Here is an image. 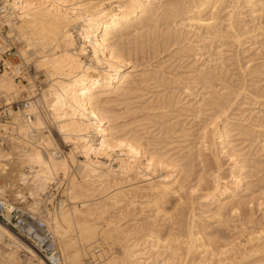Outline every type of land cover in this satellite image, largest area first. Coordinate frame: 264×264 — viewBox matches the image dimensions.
Masks as SVG:
<instances>
[{"label":"bare ground","instance_id":"bare-ground-1","mask_svg":"<svg viewBox=\"0 0 264 264\" xmlns=\"http://www.w3.org/2000/svg\"><path fill=\"white\" fill-rule=\"evenodd\" d=\"M2 1L5 3L4 5L9 8L13 20L8 26L9 29L6 33H10L7 35L14 36L16 41L23 38L26 39V54L32 56L36 53L37 46H41V48H44V50L46 49V51L48 50V52L56 47H58V51H60L59 54L57 51L51 54L48 52L43 54V50L42 59L39 57L42 62L49 61L51 67L49 68L51 70L48 68V73L51 77L53 75L55 76H53L52 79L49 78L51 81L48 80L49 87L45 88L47 90L43 94L44 101H41L42 103L39 102L35 107L30 105V109L27 110L30 115L29 118H24L25 120L23 123L26 126L22 124L20 127L24 130L22 131L20 129L23 132L22 135H27L31 130L41 128L43 125H46L44 128L47 130V121L49 119L50 122H54V125H57V134L63 141L73 145L72 151L76 152L77 150H83L84 152V160L82 159L83 161L79 160V162H77L78 169L76 167L77 172L75 173L76 175L78 174L79 177L76 176L77 178L74 179L75 175H72L73 178L70 177L69 187H67V200L72 204L70 207L71 211L69 210L70 213L66 212L68 210H63L65 209L64 207L61 210L58 209L59 211L56 213V216L54 215V221L49 229L56 234L59 233V236L61 234L67 235L66 229L68 228H65L66 225L64 226L63 223L68 226V224L74 222L73 224L77 228L75 234L78 233V242L84 244V246L90 244L93 246L92 243L99 239H96V235L99 236V234L102 233L100 238L103 237L107 239L108 242L110 241L108 245L113 244V248L111 245L110 247L115 250L113 251L110 248L112 251L110 250L108 253L112 252V255H106V258L100 255V258L94 251L97 245L95 242V246L92 247L91 250L94 251V255L102 259L101 264H264V224L258 223L259 226L257 224L255 230L248 228L245 224V221H249V223L251 221V216L248 215L249 213L246 214V212L249 211L248 209L246 211V208L249 207L248 204L251 200H255L256 198V201L258 200L259 202L260 198L264 197V186H258L260 183L263 185L264 176L263 179L260 178L259 181H255L256 183L254 180V183L244 182L245 185L242 187L244 178L241 176L244 173L241 174L240 172H242L241 170L242 168L244 169V164L248 161L245 159L246 162L244 164L240 162L241 165H238L240 151L238 152L239 154H237L230 148L227 150L230 141L232 142V140L227 138V134L232 135L231 132H234L233 134L239 135V137L241 135H245V137L249 136L248 134L253 132L251 126L249 127L251 123H248L249 125L247 126V123L244 122L248 119L253 121V119L245 115L249 118H247V120L245 118L243 124H240L237 120V123H233L236 118L232 114L233 119L235 118L232 123L227 121L228 119L232 121V118H229L228 115L226 116L228 119L226 118L225 124L222 123L223 126H221V128L216 124V121L227 114L236 95L240 91L245 90V87L239 84L240 82L238 83L240 87L238 86L239 88L234 90L231 88V85H228L229 80H227L228 83L224 81V84H222L220 88L221 92L219 88H217L218 85H216V81H218V83L219 81L223 82V80L219 79V75L223 73L225 75L226 72L224 68L225 65H222L220 61V63L217 62L218 57L216 53L218 47L221 45L217 42H219L220 39L224 38L221 40L224 41L225 38H227V40L229 39L230 41H228V44L231 46L232 41L237 42V40H240H233L232 38H239L244 35V33H247L246 31L249 29L246 28L247 30L245 29L246 31H244L243 27L246 26L244 24L247 21L245 23L242 21L243 24L240 21L241 18L240 20L238 18L242 17L239 16L240 13L238 12L240 9L237 4L239 0H96L97 2L95 1L93 4V0H83L82 2H86L82 4L81 2L80 4L77 2L78 5L75 0H72L77 6H74L71 2L69 4L68 2L70 0ZM241 4H243L242 7H250L248 11L250 13L248 14L250 15L249 22L252 23V25L250 24V30L256 27L261 30V32L258 30V34L253 33L255 34L253 37L254 39H256L257 36L261 37L259 41H261L260 45L262 49L260 50L263 51L261 52V63L257 66L253 65L249 68L250 73H246L250 75L251 73H257L263 76L264 79V0H243ZM235 9H238V11ZM179 16V19L183 18L184 20L179 24L177 23L178 25L173 24L174 19ZM243 18L244 17H242V20ZM257 18L259 22L254 23L255 19V21H258ZM162 19L167 21L166 24L170 22V25H175L176 28L169 29L166 26V30H161L159 25H161ZM162 24L164 25V23ZM247 25H249V23H247ZM186 26H189L191 30L192 27L197 28L196 32L193 30L194 35L190 33L193 39L195 37V40L192 39L195 43L192 45L193 41L191 39V41L186 39L187 42L185 40L183 46H181L179 50L177 49L176 52L177 54L179 53L180 58L185 56L189 58L190 53H192L191 55L193 57L197 54H195L196 50L199 53L201 50L205 51L206 49V56H204L205 54L203 53V56H200L201 52L198 55L201 58L206 57L205 59L203 58L204 60L198 57L199 61L202 60L200 65H195L196 55L193 63L195 66L190 65V67L188 65V68H186V65L183 69L187 70L182 69L183 74H181V71L178 69L180 71L179 74L176 73L178 71H174L176 74L174 73L173 77H166L171 69L165 70V73L161 71V69H163L161 65L164 67L165 62L164 60H160L162 62L158 61L154 64L156 70H151L149 67L152 66L150 65L146 67V70L149 68L151 71H146L148 73L145 71L140 73L141 68L139 70L140 75L137 73L138 77L135 78V73L133 74L134 77H132V73L138 71L136 67L144 63L146 65L149 60L151 61L152 59H156L157 61L158 55L161 57L171 45H179L180 39H178V37L183 35L182 33L185 34V37L188 34L187 31H181L182 29L180 28H185ZM185 29H187V27ZM179 30L182 32L180 36ZM191 30L189 29L188 31L191 32ZM189 36L190 35L186 38H189ZM181 37V41L183 42L184 37ZM249 38L251 37L249 36ZM227 40L224 43H220L226 46ZM75 42H77V46ZM241 42L236 44L240 45ZM243 44L244 41L242 45ZM251 44H253V42H251ZM211 46L213 50L217 49L215 50L216 53L210 52ZM234 46L236 45L234 44ZM164 50L165 52H163ZM213 55L216 56L214 57ZM258 55L260 54L258 53ZM81 57H85V60H81ZM21 58L24 59L22 56ZM253 58H255V56ZM169 59H171V57ZM191 61H193V59ZM249 64H247V66H249ZM147 65H149V63ZM32 66V63H30L29 67L32 68ZM141 67L144 69V66ZM158 67L161 68L159 69ZM229 67L230 66L226 69L229 70ZM242 67L245 68L246 66L242 65ZM222 68L224 70H222ZM166 71L169 72L166 73ZM227 73L231 72L227 71ZM164 74H166V76ZM224 75H222V79L227 76ZM48 76L46 75V79H48ZM141 76L144 77L141 78ZM10 79L5 73L0 75V94H2L5 99L11 98L8 94L14 93L11 91L16 87V83L13 84ZM52 80L54 82H52ZM143 82L144 84L149 82L156 90L152 91L153 87H150L152 91H150V94V92H148L149 89L143 88L144 84L140 87V83ZM198 82L201 83L203 92L200 93L201 97L200 99L198 98L199 101L193 102L196 104L193 107V112L195 115L209 112L206 120L209 119L210 121L207 124L203 123L204 125L201 123V128L196 127L199 128V130H195L197 131V137L195 138L193 136L195 139L193 141L191 140L187 146L183 147L185 148V152H182L181 150L183 148L178 146V143H176L175 146L172 145V140L176 139V141H178V138L187 137L189 134L185 133L186 130L180 126L181 124H178L179 122L176 123L174 120V123L170 121L171 123L167 124V122L172 119V117L174 119L177 113L176 107V113H172L174 109L172 110L171 108L182 103L184 100L182 99L181 101L177 93L180 92L182 94L183 92H191L192 89L189 88H192V85L196 87L197 84L194 83ZM149 83L147 86H149ZM234 85L237 86L236 84ZM247 87L248 86H246V88ZM186 90L188 91L186 92ZM252 91L253 90H251L250 93H252ZM255 91L256 90H254L253 93ZM148 93L150 95H148ZM250 93L248 92L246 94L249 95ZM258 93L260 92L256 94ZM256 94L255 96H257ZM12 95L16 96V94ZM258 95L260 98H264V94L260 93ZM238 97L240 98V96ZM136 99L139 100L134 101ZM191 100L192 99L189 101L188 99L189 102H191ZM237 101L240 102V100ZM32 102L30 101L29 104ZM189 102H185V104ZM193 103L191 102L189 104ZM242 104L244 105L243 102ZM255 104H257V101ZM245 106L242 107L244 108ZM188 108L191 107H189V105L188 107L182 105L180 110L187 111ZM246 109H248V107ZM179 112L178 115H180ZM182 113L183 112H181V114ZM245 113L243 112V114ZM249 113L250 112H248V114ZM241 114L239 115L241 116ZM32 116H35L33 122L31 119ZM178 117L180 118V116ZM253 117H256L257 120L261 115L259 117L258 115ZM243 120L244 119H242V121ZM199 122H196L197 124L194 122L196 124L195 126H197ZM251 125L253 128L254 126L260 127V131H262L264 137V125L261 123ZM195 126L194 129H196ZM255 133L253 132L252 134ZM260 135L261 134H259V136ZM251 137L254 138V136ZM46 138L49 139L48 137ZM46 138L44 137V139ZM189 138L191 139L192 137ZM245 139L247 140V138ZM181 141L180 138L179 142ZM253 143H255V141ZM259 143H261V140ZM57 144H59L58 141ZM170 144L173 147L169 146ZM43 145L44 144H42V147ZM183 145L184 144H182V146ZM261 146L260 149H263L264 152L263 142ZM57 147L58 145L54 142V145L46 149L36 148L30 151H28L29 149L23 151L26 152V157L34 163L33 165L36 167V169H34L35 176L40 182L50 183L53 180L51 178L53 171L62 170L61 173L63 172V175L65 172H68L70 163L68 162L67 156H65V158L63 157L64 153H61L58 157H55L57 156L55 155L56 152L54 151V153L52 149ZM177 148H180V150L176 151L175 149ZM219 149L220 151H224V153L227 150L226 152L228 154H226V156L223 153L228 157L229 162L227 166L228 171L225 176L222 175L224 172V170L221 172L223 165H220V158L217 155ZM203 150L208 151V155L202 153ZM72 155L69 159L70 161L72 160L71 158L75 157V154L74 157H72ZM59 156L63 158H59ZM219 156L222 157L220 153ZM253 160H256V158ZM241 161H243V159ZM252 162L253 169L261 167L259 170L257 169V171H261V169L264 170V160ZM77 163L74 164L76 165ZM192 165L194 167H199L197 180L192 185L189 183V187L181 192V189L184 188V184L182 183L185 181L186 176H188L185 173L188 172L186 170V172L184 171L185 173H183V170L177 167L189 166L192 170ZM250 167L251 166L248 168ZM185 169H188V167ZM181 170L183 175L179 177L178 181H175L178 187L176 188L173 186L172 176L173 174L178 176ZM191 170L189 169V173L194 171ZM195 170H197V168H195ZM160 171L162 173H160ZM157 172L158 174H155ZM250 172L252 173V171ZM250 172L249 174H251ZM68 173H66L67 176ZM154 174L157 175L156 177H158V180L149 181L151 178L148 176ZM247 177L248 176H246V178ZM141 181H146L145 185L143 184V186H141ZM126 182H128L129 187L127 185L125 187ZM256 190L260 192L259 195L257 193L254 195ZM242 191L243 193L245 192V194L241 193ZM179 193L181 195H179ZM175 195L178 198L172 201ZM186 196L189 198L191 197V200L186 201L188 202V207L185 206L187 207V211L184 210L186 212V219L184 216V220L183 214L185 215V212L182 210L185 207L183 204V209L181 208L182 201L180 202V200L183 199L184 203L185 199H187ZM194 196L196 198H194ZM197 200L200 203L199 205L204 204L207 208L210 207L208 210L201 212L202 214L210 212L208 213L209 215L206 214L207 217L204 215L203 218H201L198 215L201 219H195L197 218V214L195 213V201ZM138 202L139 204L140 202H145L144 204H146V206L150 205L149 207L153 208L151 211L155 213H142L141 216H144L142 217L144 221L133 222V227L130 225L132 223H125L126 225L119 223L124 216L123 211H121L122 208H127L128 206L136 207ZM185 205L187 204L185 203ZM249 205H252V203ZM142 206L143 205L140 206L141 210L143 207L146 208ZM260 206L261 205H259V208ZM116 209L117 211L119 210V214H115L116 216H114L112 213H117L113 211ZM136 211H138V209ZM124 212L127 213L126 210ZM157 213H161L163 221L161 223L159 222L160 227L157 229L154 227L155 230H153L151 227H153L154 223L152 224V222L156 219ZM154 216H156L155 219ZM262 216H264V214ZM60 218L62 219L61 221H63L62 224ZM127 218L128 217H126V219ZM71 219H73V221ZM241 220H243L240 222L241 225H239L241 227H238L239 229L236 233H231L230 228L231 230L237 229V224L235 225L234 223ZM62 226H64L63 229ZM243 226L250 229L249 231L251 232H247L248 234L243 232L241 234L242 237L244 234L247 235L239 239L240 231L244 229ZM99 227H101V232L97 230ZM19 229H22L21 232L24 234H29L31 232L29 225L26 228L21 226ZM70 229L68 232H72ZM98 231L99 234H97ZM142 231H146V233L141 235V233H143ZM235 231L236 230H234V232ZM52 232L44 227L43 224L42 227L36 229L34 236L30 237L34 242L33 245L37 247L35 250L38 251L39 249V251L41 250V252H43V255H41L48 264H80L81 254L78 246L69 250V253L64 251L66 250V243L63 241V244H65V247L64 245L63 247L65 249L62 248V244L58 247L56 245V239L53 238L55 234ZM235 234L237 235L234 236ZM39 235L40 238L45 241L44 244L39 245V242L37 243ZM103 238H101V240ZM63 239H61V243ZM235 239H239V241H237L238 244ZM42 240L39 241L41 242ZM140 240H142V242ZM5 241L8 243L11 241L14 242L12 234H10L4 225L0 224V243ZM15 244L17 245L16 242ZM3 245L6 244L3 243ZM99 246L97 245L98 248ZM86 247L88 246H85V249H87ZM68 248L69 247H67V250ZM87 251L89 252V250ZM104 253H106V251ZM90 255L91 258H95V256H92V253H90ZM257 255L258 257H255ZM253 256L255 257L254 259L247 260Z\"/></svg>","mask_w":264,"mask_h":264},{"label":"rangeland","instance_id":"rangeland-1","mask_svg":"<svg viewBox=\"0 0 264 264\" xmlns=\"http://www.w3.org/2000/svg\"><path fill=\"white\" fill-rule=\"evenodd\" d=\"M83 0H75V2H76V4L78 5V3L80 4V2H81V4L82 3H84V2H86V1H84V2H82ZM96 0H93L92 1V4L95 2ZM70 2H71V4H73L74 6H77L76 4H75V2L73 1L72 2V0H70L68 3L70 4ZM78 2V3H77ZM97 2V1H96ZM241 3H243V0H239L238 1V5H239V11H238V9L236 10V11H238L240 14H239V16H242V17H244L243 18V20H242V17H238L239 18V20H240V18H241V22L242 21H244V25H246V26H244L243 27V29H244V31H246L248 28V30L246 31L247 33H244V35H242V36H240L239 38L237 37V38H232L233 40H237V39H240L239 41L237 40V42L236 41H234V42H236V43H239V42H241L240 43V45L238 44H236V43H234L233 41L231 42V46L228 44L230 41H229V39L227 40V38H225V40L224 41H221V40H223V39H220V41L219 42H217V43H219V47H218V51H217V53H216V51L215 50H217V49H215V50H213L212 49V46H211V50H210V52L211 53H216V55H217V57H218V60H217V62H221L222 63V65H225V70H226V72H225V75H224V73L223 74H221V75H219V79H221V80H223V82H220L219 81V83H218V81H216L217 82V84L216 85H218V87L217 88H219V90H220V88H221V86H222V84H224V81H227V80H229V84L228 85H231V88H233L234 90H237L239 87H240V85L242 86V87H245V90H242V91H240L237 95H236V97L234 98V102L232 101V106H231V108L228 110V112H227V114L225 115V116H222L218 121H216V124H217V126L218 127H220L221 128V126H223V124H225V120H226V118L228 119V117H226V116H228L229 115V118H232V121H231V119H228L227 121L229 122L230 121V123H232L233 122V120H234V122L233 123H237V122H239L240 124H243V122L245 121V118H246V120H247V118H249V117H246V116H250V118L251 119H253V121L251 120L250 121V119H248L246 122H244V123H247V126L251 123V124H256V123H258V124H262V125H264V121H263V119H264V98H260L259 97V95L258 94H264V79H263V76H261V75H259V74H257V73H251V75L249 74L250 73V69L249 68H251L253 65L254 66H257L258 64H260L261 63V61H262V58H261V52H263L262 50H260V49H262L261 48V45H260V42L261 41H259V40H261V37H259V36H257V38L256 39H254V37H253V35H255V34H253V33H256V34H258L259 32H261V30H259V29H257V27L255 28V29H251L250 30V28H251V25H252V23H250L249 22V20H250V15H248V14H250L248 11H249V9H250V7L248 8V6H244V7H242L243 6V4H241ZM240 4H241V6H240ZM242 9V10H241ZM244 14H245V16H244ZM248 15V16H247ZM180 16H182V15H180ZM180 16L179 17H177V18H175L174 19V23L173 24H175V25H178L180 22H182V20H184L183 18H181V19H179L180 18ZM249 18V19H248ZM179 21H178V20ZM248 19V20H247ZM261 19V18H260ZM181 20V21H180ZM256 20V19H255ZM254 20V23H257V22H259V20H258V18H257V20L258 21H255ZM162 21V22H161ZM160 22H161V25H159L160 26V29L161 30H166L167 28H169V29H175L176 28V26L175 25H170L171 23L170 22H168L169 24H166L167 23V21H164V19H162ZM159 22V23H160ZM176 22V23H175ZM162 23H164V25L162 24ZM178 23V24H177ZM224 23V22H223ZM226 23V22H225ZM247 23H249V25H247ZM166 24V25H165ZM251 24V25H250ZM168 25H170V26H168ZM166 26H167V28H166ZM249 26V27H248ZM162 27H165V28H162ZM187 27V29H185ZM185 28H180V29H182L181 31H183L184 30V32L185 31H187L188 32V34L186 35V37H188V35H190L189 36V38H186L184 35V33H182L180 30H179V36L181 35L180 33H182L183 35H181V36H183L184 37V41L182 42L181 40V36L180 37H178V39H180V43H179V45L178 44H173V45H171L167 50H166V52H165V50L163 51V52H165L161 57H159V55H158V59H157V61H156V59H152L151 61L149 60V65H145V63L144 64H141V66H144V69H143V67H141V66H138V67H136V69H138V71H135V72H131L132 73V77H134V75L133 74H135L136 76H135V78L136 77H138L137 76V73H138V75H140V73H142V72H146V71H149L150 69L151 70H156V66L154 65L155 63H157L158 61H160V60H164V62H165V66L163 67V65H161V67L164 69V68H166V69H161V71H163L164 73H165V70H170V72L169 71H166V73L167 72H169V73H167V76H166V74H164L166 77H173L174 76V71H178V72H176L177 74H179V72L181 71V74H183V70H187V69H183L184 67H186V65H187V67L186 68H188V65L190 66V65H192V66H198V65H200V63H201V61L202 60H204L205 58L204 57H200V56H203V54H205L206 53V49H205V51H203V50H201L200 52H201V54H200V56H198L199 55V53H198V51L196 50V52H195V54L197 55H195L196 56V59H195V56H193L192 57V53H190L189 54V58H188V56H187V58H186V56L185 57H182V58H180V55H179V53L177 54V49L179 50L180 48H181V46H183V44H184V42H185V40L187 39V40H192L193 39V36H191L192 34L194 35V32H193V30L196 32V27H192V30H191V28L189 27V26H186ZM189 27V28H188ZM247 28V29H246ZM177 29H178V27H177ZM191 30V32H189L188 30ZM246 29V30H245ZM258 30H259V32H258ZM253 31V32H252ZM19 32V31H18ZM252 32V33H251ZM190 33H192V34H190ZM244 36V37H243ZM249 36L251 37V38H249ZM243 37V38H242ZM245 38V39H244ZM0 39L2 40L3 38H1L0 37ZM244 39V40H243ZM254 39V40H253ZM18 40V39H17ZM24 40V41H23ZM187 40H186V42H187ZM190 40V41H191ZM193 40H195V37H194V39ZM192 40V41H193ZM226 40H227V45L225 46H223L222 45V43H224V42H226ZM231 40V39H230ZM259 41V43H258V41ZM229 41V42H228ZM243 41H244V44L242 45V43H243ZM256 41V42H255ZM1 42V41H0ZM25 42H27L26 41V39L25 38H23V39H19L18 40V43H16L15 45H16V47H17V49H18V51H19V53H20V56H22V57H24V61L25 62H30V63H32V70L30 71V73H29V76L28 77H26L25 78V80H19V79H10V80H12V82H13V84H15L16 85V87L11 91V92H14V93H11V94H8L9 95V97H11V98H9V99H12L13 101H20V100H24V99H29V102L31 101H33L31 104H29V109H30V105H32V106H36L39 102L40 103H42L41 101H44V99H43V94H44V92L47 90V89H45V88H48L49 87V81H51V80H49V78L50 79H52V77L53 76H55V75H53L52 77L49 75V73H48V68L50 67V64H49V61H44V62H42L41 61V59H42V57L41 56H43L42 55V53H43V50H44V48H41V46H37L36 48H37V51H36V53H34L32 56H30V55H28V54H26L25 52H26V50H27V44L25 43ZM189 42V41H188ZM220 42H222V43H220ZM251 42H253V44H251ZM181 43H182V45H181ZM193 43H195L194 41L192 42V45H193ZM232 43H234L236 46H234V44H232ZM254 43H255V45H254ZM258 43V44H257ZM75 44H76V46L78 45L77 44V42H75ZM199 44V43H198ZM218 45V44H217ZM259 45V46H258ZM173 46H174V48H173ZM223 46V47H222ZM230 46V47H229ZM234 46V47H233ZM245 46V47H244ZM236 47V48H235ZM249 47H250V49H249ZM259 47V48H258ZM221 49V50H220ZM59 49H58V47H56L55 49H52V50H49V52H48V50L46 51V49L44 50V53L43 54H46L47 52L49 53V54H51V53H53V52H56L57 51V53L59 54V52L60 51H58ZM207 50H209V49H207ZM213 50V51H212ZM233 50V51H232ZM40 51V52H39ZM234 51H236V52H234ZM244 51V52H243ZM230 52V53H229ZM241 52V53H240ZM247 52V53H246ZM56 53V54H57ZM173 55H172V54ZM175 53H176V55H175ZM203 53V54H202ZM232 53V54H231ZM253 53V54H252ZM258 53L260 54V55H258ZM219 54V55H218ZM252 54V55H251ZM40 55V56H39ZM171 55V56H170ZM179 55V56H178ZM216 55H213L214 57L216 56ZM222 55V56H221ZM234 55V56H233ZM204 56H206V54L204 55ZM219 56H221V57H219ZM251 56V57H250ZM255 56V58H253ZM257 56V57H256ZM41 59H40V58ZM49 57H53V56H49ZM48 57V58H49ZM171 57V59H169V58ZM198 57H200L202 60H200L199 61V58ZM235 57V58H234ZM173 58V59H172ZM204 58V59H203ZM225 58V59H224ZM249 58V59H248ZM49 59H51V58H49ZM167 59V60H166ZM183 59V60H182ZM193 59V61H191ZM194 59H195V65L193 64L194 63ZM219 59H221V60H219ZM81 60H85V57H81ZM167 62H166V61ZM182 62H181V61ZM185 60V61H184ZM187 60V61H186ZM228 62H227V61ZM261 60V61H260ZM41 61V62H40ZM223 61V62H222ZM236 61V62H235ZM260 61V62H259ZM46 62V63H45ZM160 62H162V61H160ZM181 62V63H180ZM187 62V63H186ZM219 62V63H220ZM230 62V63H229ZM248 62V63H247ZM11 63L12 64H14V62H13V60H11ZM39 63V64H38ZM43 63V64H42ZM45 63V64H44ZM48 63V64H47ZM189 63V64H188ZM240 63V64H239ZM249 63H251V64H249ZM41 64V65H40ZM164 64V63H163ZM235 64V65H234ZM247 64H249V66H247ZM152 66V67H149V66ZM154 65V66H153ZM183 65V66H182ZM233 65V66H232ZM242 65L244 66H246L245 68L244 67H242ZM41 66H43V67H41ZM46 66V67H45ZM174 66V67H173ZM228 66H230L229 68L231 69H229V70H227L228 68ZM146 67H149L148 68V70H146L147 68ZM154 67H155V69H154ZM161 67H158L159 69L161 68ZM182 67V68H181ZM191 67V66H190ZM247 67H248V69H249V71H248V69H247ZM51 68V67H50ZM49 68V70H51ZM142 68V69H141ZM169 68V69H168ZM173 68V69H172ZM181 68V69H180ZM227 68V69H226ZM47 71H45V70ZM135 69V70H136ZM141 69V70H140ZM158 69V70H159ZM180 71H179V70ZM183 69V70H182ZM141 72H140V71ZM150 70V71H151ZM222 70H224L223 68H222ZM172 71H173V73H172ZM227 71H229V72H231V73H227ZM239 71V72H238ZM140 72V73H139ZM237 72V73H236ZM246 72H249L248 74L246 73ZM0 73H1V69H0ZM3 73H5V72H3ZM3 73H1V74H3ZM48 73V74H47ZM146 73H148V72H146ZM170 73H172V74H170ZM175 73V74H176ZM0 74V75H1ZM6 74V73H5ZM48 76V79H46V75ZM245 74V75H244ZM247 74V75H246ZM222 75H224V76H226V77H224V79H222L221 77H223ZM228 75H230V76H228ZM233 75V76H232ZM237 75H239V76H237ZM7 77H8V75H6ZM245 76H246V79H245ZM252 76H254V77H252ZM262 78H261V77ZM142 77H144V76H141V78ZM240 79H239V78ZM58 78V77H57ZM134 78V79H135ZM139 78H140V76H139ZM229 78V79H228ZM238 78V79H237ZM255 80H254V79ZM233 79V80H232ZM260 79V80H259ZM49 80V81H48ZM55 80V79H54ZM137 80H138V78H137ZM262 80V81H261ZM237 81V82H236ZM248 81V82H247ZM52 82H54L53 80H52ZM215 82V81H214ZM240 82V83H239ZM138 83V82H137ZM149 83V82H148ZM148 83H145L144 84V82L143 83H140V87H142L143 85L142 84H144V86H143V88H145V89H149L148 90V92H150L151 90V88L153 87V89H152V91L153 90H156V89H154V86L152 85V84H150L151 83V81H150V83H149V86H147L148 85ZM227 83H228V81H227ZM227 83H225V84H227ZM231 83V84H230ZM233 83V84H232ZM238 83L240 84V85H238ZM247 83V84H246ZM257 83V84H256ZM194 84H197L196 85V87H194L193 85L191 86L192 88H189V89H192L191 90V92H187L188 90H186V92L187 93H180V92H178L177 94L179 95V98H180V100L182 101V99H184L183 101H182V103H179L177 106H174L173 108H171L172 110L174 109V111H172V113L174 112V113H176L175 114V116H174V119H173V117H172V119H170L168 122H167V124L168 123H171V122H173L174 123V121L177 123V122H179L178 124L184 129V130H186V132L185 133H188L187 135H185V136H187V137H180L181 138V142H179L180 141V138H178L177 140L178 141H176V139L175 140H172V145H176V143H178V146H180L181 148H183V147H185V146H187L190 142H191V140L193 141L197 136V134H196V132L197 131H195V130H199V128H201L202 127V125H204V124H207L210 120L209 119H207L206 120V118H208V113L207 112H204L203 114H194V112H193V107L196 105V104H194L196 101H199V99H200V97H201V95H200V93L201 92H203V89L201 88V83H194ZM234 84H236L237 86H235ZM152 85V86H151ZM199 85V86H198ZM233 85V86H232ZM146 86H147V88H146ZM200 88H198V87ZM239 86V87H238ZM246 86H248L247 88H246ZM252 86V87H251ZM151 87V88H150ZM193 87H194V89H193ZM230 87V86H229ZM237 87V88H236ZM253 87H254V89H253ZM196 88V89H195ZM230 88V89H231ZM1 89V88H0ZM15 89H17V90H15ZM202 89V90H201ZM244 89V88H243ZM44 90V91H43ZM198 90V91H197ZM246 90H256L254 93H253V91H252V93H250V91H246ZM258 90V91H257ZM19 91V92H18ZM151 91V92H152ZM190 91V90H189ZM200 91V92H199ZM146 92V91H145ZM151 92H150V94H151ZM220 92H221V90H220ZM236 92V91H235ZM244 92V93H243ZM250 93L249 95H247L246 93ZM257 92H260V93H258V94H256ZM12 94H16V96H13ZM18 94V95H17ZM149 93H148V95H150ZM180 94H181V96H180ZM187 94V95H186ZM194 94V95H193ZM196 94V95H195ZM255 94L257 95V96H255ZM147 95V96H148ZM13 96V97H12ZM146 96V95H145ZM183 96V97H182ZM187 97V98H185V97ZM189 96V97H188ZM199 96V97H198ZM238 96H240V98L238 97ZM250 96V97H249ZM195 97H196V99H195ZM247 97V98H246ZM252 97V98H251ZM259 97V98H258ZM199 98V99H198ZM250 98V99H249ZM40 99V100H39ZM188 99H189V101H190V99H192L191 100V102L193 103V104H189V103H191V102H189L188 101ZM240 100V102L239 101H237V100ZM241 99H243V100H241ZM246 99V100H245ZM249 99V100H248ZM137 100H139V99H136V100H134V101H137ZM186 100V101H185ZM180 101V102H181ZM187 103V102H189L188 104H185V102ZM244 103V105L242 104V102ZM252 101V102H251ZM256 101H257V104H255L256 103ZM254 102V103H253ZM184 103V104H183ZM236 103V104H235ZM250 103V104H249ZM255 104V105H253V104ZM186 105L187 107H188V105H189V107H191V108H188V110L187 111H181L180 110V107L182 106V105ZM260 104V105H259ZM248 107V109H246L247 107ZM249 105V106H248ZM236 106V107H235ZM241 106V107H240ZM242 106H245L244 108L242 107ZM259 106H261V107H259ZM175 107H176V112H175ZM179 108V109H178ZM238 108V109H237ZM239 108H240V110H239ZM260 108V109H259ZM31 109H32V107H31ZM250 109V110H249ZM192 110V111H191ZM236 110H237V113H236ZM243 110H245V111H243ZM247 110V111H246ZM180 111V112H179ZM189 111H190V113H189ZM230 111V112H229ZM239 111V112H238ZM245 113V114H243V112ZM253 111V112H252ZM178 112L180 113V115H178ZM181 112H183L182 114H181ZM194 114H192V113ZM233 112H235V113H233ZM242 114H241V113ZM248 112H250L249 114H248ZM259 112V113H258ZM262 113H263V115H262ZM191 114V115H190ZM206 114V115H205ZM232 114H233V116L235 117L234 119H233V116H232ZM234 114H236V115H234ZM239 114H241V116L239 115ZM32 115H34V114H32ZM193 115V116H192ZM246 115V116H245ZM258 115V117L261 115V117L260 118H258L257 120H256V117H253V116H257ZM178 116H180V118L178 117ZM184 116H185V118H184ZM192 118H191V117ZM263 116V117H262ZM178 117V118H177ZM189 117V118H188ZM225 117V118H224ZM244 117V118H243ZM255 118V119H254ZM261 118H263V119H261ZM31 119H32V122L34 121V119H35V116L33 117H31ZM179 120V121H176V120ZM205 121H204V120ZM238 119H240V120H238ZM242 119H244L243 121H242ZM24 117L22 116H20V114H18V113H11L10 114V116L8 117V119H6V121H5V123H4V125L2 126V128H3V132H4V136H5V145L3 146V148H2V150L0 149V158H4V160H5V167H4V173L0 176V194L1 195H3L4 197H6L7 199H8V201H10L12 204H15V205H17V206H20L21 208H22V210L26 213V214H28V215H30L35 221H41L42 222V224L44 225V227H46L50 232H52V230H50L49 228H50V226L52 225V223H53V221H54V218H55V216L57 215L56 213L59 211V210H61V209H63V207L65 208V209H63V210H68V211H66V212H68V213H70V207L72 206V204H70V202H68V194H67V187H69V179H70V177H72L73 178V176L72 175H75L74 176V179H76L77 177H79L78 176V174L76 175V173L75 172H77V169H78V163L77 162H79V160L80 161H83L84 160V152H83V150H77L76 152L75 151H72V147H73V145L71 144V143H68V142H66L65 143V141H63V139L57 134V128H56V126L57 125H54L55 123L54 122H50V120L48 119V129L46 130L44 127L46 126V125H43L41 128H38V129H33V130H31L27 135H22V131H24V130H22L20 127L22 126V124L24 125V126H26L23 122H24ZM174 120V121H173ZM191 120V121H190ZM193 120V121H192ZM222 122H221V121ZM236 120H237V122H236ZM260 120V121H259ZM171 121V122H170ZM199 121H201V122H199ZM207 121V122H206ZM227 121H226V123H227ZM241 121V122H240ZM249 121V122H248ZM254 121H256V122H254ZM259 121V122H258ZM184 122H186V123H184ZM196 122H199L198 123V125L197 126H195L196 124L195 123ZM206 122V123H205ZM50 123H52V124H50ZM184 123V124H183ZM201 123H202V125H201ZM204 123V124H203ZM223 123V124H222ZM249 123V124H248ZM183 124V125H182ZM222 124V125H221ZM249 125V127L251 126V129H253V132L255 133V134H252V133H249L248 135L249 136H246L245 137V135H241L240 137H239V135H234L233 133L234 132H231L232 133V135L231 134H227V138H229V140H232V142L230 141V144L228 145L229 147H227L228 149L227 150H229V148L231 149V150H233V151H235L237 154H239L240 156H238L239 157V163H238V165H241V163L242 164H244L245 162H246V160L248 161V162H246L245 164H244V169L242 168V172H240L241 174H243L241 177H243L244 178V180H243V182H242V187L245 185L244 184V182L245 183H251V182H253V180H254V182L255 181H259L260 180V178H262L263 179V176H264V170H262L261 169V171H257V169L259 170L260 168L258 167V168H254L253 169V167H252V161H256V160H260V161H262V160H264V155H263V149H260V146H261V144H262V142H263V144H264V137H263V133H262V131H260L261 129H260V127H258V126H254V128L252 127V125ZM17 125V126H16ZM49 125H50V129H49ZM184 125H186V126H184ZM246 125V124H245ZM186 128L187 126H189V127H187L186 129L184 128V127ZM194 126H195V128L196 127H199V128H196V129H194ZM261 126V125H260ZM52 128V129H51ZM22 131H21V130ZM191 129V130H190ZM194 129V130H193ZM256 129V130H255ZM192 130H193V132H192ZM195 131V132H194ZM21 132V133H20ZM26 132V131H25ZM190 132V133H189ZM260 132V133H259ZM195 133V134H194ZM252 134V135H251ZM257 134H258V136H257ZM259 134H261L260 136H259ZM193 136L195 137V138H193ZM235 136H237V137H235ZM251 136H254V138L253 137H251ZM43 137V138H42ZM44 137L46 138V137H48L49 139H44ZM60 137V138H59ZM189 137H192L191 139L189 138ZM251 137V138H250ZM257 137H258V139H257ZM236 138V139H235ZM245 138H247V140L245 139ZM62 139V140H61ZM185 139V140H184ZM189 141H188V140ZM235 139V140H234ZM244 141H242V140ZM263 139V140H262ZM41 140H44V141H41ZM52 140V141H51ZM187 140V141H186ZM252 142H251V141ZM260 140H261V143H259L260 142ZM57 141L59 142V144H57ZM186 141V142H185ZM234 141V142H233ZM236 141V142H235ZM239 141V142H238ZM242 141V142H241ZM250 141V142H249ZM255 141V143H253ZM38 142V143H37ZM49 142H51V143H49ZM54 142L56 143V145H58V147L57 148H55V149H52L53 151H55L54 153H55V155H57V156H55V157H58V155H60L61 153L63 154L64 153V156L63 157H65V156H67V159H68V162L70 163L69 165V169H70V172H69V169H68V172H65V174L63 175V172L61 173V171L62 170H57L56 172L55 171H53V173H52V176H51V178L53 179L50 183L48 182V183H46V182H40L38 179H37V177L35 176V170L34 169H36V167H35V165H33L34 163L33 162H31L27 157H26V152H23V151H25V150H27V149H29L28 151H30L31 149H42V148H44V149H46L47 147L49 148L51 145H54ZM249 142V143H248ZM49 143V144H48ZM181 143V144H180ZM38 144V145H37ZM42 144H44L43 145V147H42ZM48 144V145H47ZM169 145V146H172V145ZM180 144V145H179ZM182 144H184L183 146H182ZM240 145V147H239V145ZM246 144V145H245ZM247 144H249V145H247ZM260 144V145H259ZM39 145H41V146H39ZM230 145H232V146H234V147H232V146H230ZM243 145V146H242ZM38 146V147H37ZM40 147V148H39ZM173 147V146H172ZM232 147V148H231ZM242 147V148H241ZM251 147V148H250ZM25 148V149H24ZM261 148H262V146H261ZM237 149V150H236ZM241 149V150H240ZM255 149V150H254ZM52 150H50V151H52ZM176 151L177 150H180V148H177V149H175ZM185 150V148H183L181 151L182 152H185L184 151ZM226 150V151H227ZM257 150V151H256ZM3 151V152H2ZM71 151H72V153H71ZM180 151V152H181ZM219 151V152H218ZM217 151V155H218V157L220 158L219 159V161H220V165L222 166L223 165V167H222V171L221 172H223V170H224V174L222 173V175H226L227 174V169H228V165H229V162H228V157H226L228 154H227V152L225 151V153H224V151H220V149ZM240 151V152H239ZM259 151H261V152H259ZM46 152H47V150H46ZM45 152V153H46ZM73 152H74V154H75V157H74V154H73ZM79 152V153H78ZM181 152V153H182ZM208 151H202V153H204V154H207L208 155V153H207ZM239 152V153H238ZM246 152V153H245ZM257 152V153H256ZM70 153V154H69ZM219 153H220V155L222 156V157H220L219 156ZM226 155H224V154ZM68 154H69V157H68ZM73 154V155H72ZM223 154V155H222ZM253 154V155H252ZM255 154V155H254ZM23 155V156H22ZM71 155H72V157H74V158H71L72 160L70 161L69 159H70V157H71ZM261 155H263V156H261ZM254 156H256V157H254ZM261 156V157H260ZM62 156H59V158H61ZM62 157V158H63ZM259 157V158H258ZM66 158V157H65ZM254 158H256V160H253ZM263 158V159H262ZM83 159V160H82ZM243 159V161H241ZM246 159V160H245ZM28 160V161H27ZM77 160V161H76ZM245 160V161H244ZM104 161V160H103ZM77 163L76 165L74 164V163ZM241 162V163H240ZM73 163V164H72ZM249 164V165H248ZM75 165V166H74ZM193 166V165H192ZM192 166H190V167H192ZM245 166H246V168H245ZM249 166H251L250 168H248ZM76 167H77V169H76ZM183 167V168H182ZM186 167H188V169H185ZM186 167H184V166H179V167H177L178 169H182L183 170V173H185L186 172V170H187V172L188 173H185L186 175H188V176H186V179H185V183L183 182L182 184H184L183 186H184V188H182L181 189V192H183L184 191V189H187L188 187H189V183H191V185L192 184H194V182L197 180V174L199 173V167H197V166H193L192 167V170H194V171H192L191 170V168H189V166H186ZM195 168H197V170H195ZM177 169V170H178ZM185 169V170H184ZM189 169L192 171V173L190 172L189 173ZM246 169V170H245ZM251 169V170H250ZM256 169V170H255ZM182 170H181V172H179V175L177 176V175H175V174H173V176H172V180H173V186H175L176 188H178L177 187V185H176V182L175 181H178V179H179V177H181L183 174H182ZM255 170V171H254ZM185 171V172H184ZM198 171V172H197ZM226 171V172H225ZM250 171H252V173L250 172ZM253 171H254V175H253ZM58 172V173H57ZM195 172H197V173H194ZM249 172L251 173V174H249ZM262 172V173H261ZM55 173V174H54ZM66 173H68V176H67V174ZM160 173H162L161 171H160ZM155 174H158V172L157 173H155ZM150 175V176H152V177H150V176H148L149 178H151L149 181H154V180H158V177H156L157 175ZM246 174V175H245ZM190 175V176H189ZM192 175H193V177H192ZM35 176V177H34ZM77 176V177H76ZM246 176H248L247 178H246ZM254 176V177H253ZM177 177V178H176ZM153 178V179H152ZM157 178V179H156ZM195 178V179H194ZM208 178V177H207ZM176 179V180H175ZM188 179H189V181H188ZM209 179V178H208ZM192 180H194V181H192ZM66 181H68V182H66ZM261 181H263V180H261ZM145 182L146 181H141V186H143V184L145 185ZM186 182H187V185H186ZM253 182V183H254ZM4 183H6V184H4ZM39 183V184H38ZM256 183V182H255ZM67 184V185H66ZM40 185H41V188H40ZM126 185L128 186V182H126V184H125V187H126ZM185 185H186V187H185ZM190 185V186H191ZM258 186L259 187H263L264 186V182H263V185L260 183V184H258ZM129 187V186H128ZM250 188V187H249ZM258 188V187H257ZM43 189V190H42ZM183 190V191H182ZM111 191H112V189H111ZM257 191V190H256ZM254 192V195H255V193H257L258 195L260 194V192ZM66 193V194H65ZM112 193V192H111ZM241 193H243V191L241 192ZM243 194H245V192L243 193ZM179 195H181L180 193H179ZM177 196H178V194H177ZM187 197V199H185V202L183 203V199L182 200H180V202L182 201V204H181V208L183 209V206L185 207V206H187L188 207V202H186V201H189V200H191V197L189 198L188 196H186ZM178 197H176V195H175V197L174 198H172L171 200L172 201H174L175 199H177ZM189 198V199H188ZM194 198H196L195 196H194ZM257 199V198H256ZM256 199L255 200H251V202L250 203H252V205H249L248 204V206L249 207H247V205H246V211H247V209L249 210V211H247L246 212V214L247 213H249L248 215L249 216H251V218H250V223H252V224H250L249 223V221H245V224H246V226L248 227V228H250V229H256L257 228V224L259 223V224H264L263 222H264V216H262L264 213V197L263 198H260V200H259V202H258V200L256 201ZM259 199V198H258ZM170 200V201H171ZM263 202H262V201ZM254 203H253V202ZM196 202H198V203H196ZM262 202V203H261ZM63 203V204H62ZM145 203V202H144ZM143 202H140V204H139V202L137 203V205H136V207L135 206H128L127 208H122V210L121 211H123V218H122V220H120L119 221V223H123L124 225H126V224H129V223H132V224H130L132 227L134 226V224H133V222H135V221H139V222H143L144 220H143V218L142 217H144V216H141V214L142 213H145V214H147V213H150V214H152V213H155V212H153V211H151V209H153L152 207H149V206H146V204H144ZM171 203V202H170ZM185 203L187 204V205H185ZM256 203H257V205H256ZM62 204V205H61ZM184 204V205H183ZM200 204L199 203V201L197 200V201H195V207H196V211H195V213L197 214L196 216H197V218H195V219H199L200 217L201 218H203V216L205 215V217H207V215H209L208 213H210V212H206V214H202L201 212L202 211H205V210H208L209 208H207L204 204H202V205H198ZM139 205V206H138ZM141 205H143V206H145L146 208H144L143 206V208H142V210H141ZM183 205V206H182ZM259 205H261L260 206V208H259ZM61 207V208H60ZM131 207V208H130ZM140 207V208H139ZM187 207H185L182 211L183 212H185L184 210H186L187 209ZM134 208V209H133ZM148 208V209H147ZM203 208V209H202ZM253 210H252V209ZM263 208V209H262ZM59 209V210H58ZM138 209V211H136ZM146 209V210H145ZM201 209V210H200ZM70 210V211H69ZM126 210V212L127 213H125L124 211ZM128 210V211H127ZM145 210V211H144ZM150 210V211H149ZM199 210H200V212H199ZM263 210V211H262ZM114 212H117V213H112L114 216H116V215H118L119 213V210L117 211V209L116 210H113ZM134 211V212H133ZM187 211V210H186ZM138 212V213H137ZM253 212V213H252ZM135 213V214H134ZM251 213V214H250ZM116 214V215H115ZM130 214V215H129ZM201 214V215H200ZM53 215V216H52ZM55 215V216H54ZM200 217H199V216ZM252 215H253V217H252ZM184 216H185V219H186V212H185V215L183 214V219H184ZM126 217H128L127 219H126ZM134 219H133V218ZM141 217V218H140ZM155 217L156 216H154V219H155ZM159 217V218H158ZM130 218V219H129ZM132 218V219H131ZM162 216H161V213L159 214V213H157V217H156V221L155 220H153V222H152V224H153V227H151L153 230H155L154 229V227H156V229L158 228V227H160V223L163 221L162 220ZM200 218V219H201ZM255 218V219H254ZM124 219H126V220H124ZM184 219V220H185ZM256 219H260L259 221L258 220H256ZM62 219L60 218V222H61V224L63 223V221H61ZM72 221H73V219H71ZM123 220H124V222H123ZM254 220H255V222H254ZM71 221V222H72ZM129 221V222H128ZM131 221V222H130ZM243 220H241V221H236L234 224L236 225L237 224V229H232L231 230V228H230V232L231 233H236L237 232V230L241 227V226H239V225H241L240 224V222H242ZM138 222V223H139ZM158 222V223H157ZM160 222V223H159ZM254 222V223H253ZM257 222V223H256ZM74 222H72L71 224H68V226H67V224H65V223H63V225L65 226V228L67 227L68 229H66L67 230V235L65 234V235H60L59 236V233L58 234H56V233H54V232H52L53 234H55L54 236H53V234H52V236H53V238H55L56 239V245L59 247V246H61L60 244H62V248H64L65 247V244H63V241H64V243H66V250H64V251H69V250H72V249H74L75 247H77L78 246V249H79V252H80V264H96V263H98V264H101L102 263V259H100L101 258V256H103L104 258H106L107 256H110V255H112V252H110V253H108L113 247V244L111 245V247H110V245H108L109 244V242H108V240L107 239H104L103 237H101V238H103L102 240H101V238H100V235H102V233H100L99 234V231L97 232V234H99V236L98 235H96V239L97 238H99V239H97L94 243L95 244H97L98 246L99 245H101V246H99V248L97 247V245H96V247H95V254L97 255V256H100V258L99 257H97L96 255H94V251H92L91 250V248L92 247H94L95 246V244L94 243H92L93 244V246L90 244V245H85V246H88V247H86L87 249H85V246H84V244H80L79 242H78V233H76L75 234V232H77V228L74 226V224H73ZM126 223V224H125ZM0 224H2V223H0ZM49 224V225H48ZM73 224V226L71 227V225ZM212 224V223H211ZM259 224H258V226H259ZM2 225H4V224H2ZM156 225V226H155ZM158 225V226H157ZM249 225H250V227H249ZM256 225V226H255ZM5 226V225H4ZM64 226H62V229H63V227ZM253 226H254V228H253ZM6 227V226H5ZM239 227V228H238ZM247 227H245V226H243V230H241L240 231V237H239V239L242 237V233L244 232V233H247V232H251V231H249L250 229H248ZM256 227V228H255ZM71 228V229H70ZM73 228H75V229H73ZM101 227H99L97 230H100V232H101V229H100ZM248 229V231H247V229ZM6 229L10 232V234H12V237H13V240H14V242L13 241H11V242H3L4 244H6V245H3V243H0V264H48L44 259H43V257H42V253L43 252H41V250L39 251V249H38V251L37 250H35V248L37 249V247L36 246H34L33 245V240L32 239H28V238H25V237H23V236H21V235H19L18 234V232L16 231V229H14V228H8V227H6ZM69 229H70V231H72V232H68L69 231ZM65 230V229H64ZM234 230H236L235 232H234ZM62 231V230H61ZM246 231V232H245ZM143 232V231H142ZM39 233V232H38ZM146 233V231L145 232H143V233H141V235L142 234H145ZM231 233H230V235H231ZM248 234V233H247ZM247 234H244L245 236L247 235ZM237 234H235L234 236H236ZM239 235V234H238ZM244 235H243V237L242 238H244ZM253 235H255V234H253ZM57 236V237H56ZM64 236V237H63ZM69 236V237H68ZM77 236V237H76ZM60 237V238H59ZM140 237V236H139ZM64 238V239H63ZM241 238V239H242ZM60 239V240H59ZM61 239H63L62 240V243H61ZM239 239L238 240H236V242L237 241H239ZM12 240V239H11ZM39 240H42V238H40V235H39ZM39 240H37V243L39 242V245L40 244H44L45 243V241L44 240H42L41 242L39 241ZM66 240V241H65ZM101 240V241H100ZM100 241V242H99ZM141 242H142V240H140ZM15 242L17 243V245L15 244ZM99 242V243H98ZM108 242V243H107ZM235 242V241H234ZM107 243V244H106ZM236 244V243H235ZM237 244H238V242H237ZM8 245H10V246H8ZM63 245H64V247H63ZM108 245V246H107ZM34 246V247H33ZM72 246H73V248H72ZM84 246V247H83ZM142 246V245H141ZM247 246H248V244H247ZM18 247V248H17ZM67 247H69L68 248V250H67ZM80 247V248H79ZM108 247H109V249H108ZM25 248V249H24ZM100 249V250H98V249ZM111 248V249H110ZM65 249V248H64ZM83 249H85V250H83ZM102 249V250H101ZM108 249V250H107ZM234 249H236V248H234ZM87 250H89V252L87 251ZM98 250V251H97ZM104 250V251H103ZM113 250V249H112ZM111 250V251H112ZM115 250V249H114ZM113 250V251H114ZM100 251V252H99ZM102 251V252H101ZM106 251V253H104ZM15 252H16V255H15ZM86 252V253H85ZM66 253V252H65ZM69 253V252H68ZM68 253H66V254H68ZM90 253H92V256H95V258H91V255H90ZM42 254V255H41ZM99 254V255H98ZM107 255V256H106ZM97 257V258H96ZM255 257H258V255L257 256H255ZM254 256L253 257H250V258H248L247 260H250V259H254L255 258ZM103 258V259H104ZM99 260H101V261H99ZM4 263H3V262ZM100 262V263H99Z\"/></svg>","mask_w":264,"mask_h":264},{"label":"built area","instance_id":"built-area-1","mask_svg":"<svg viewBox=\"0 0 264 264\" xmlns=\"http://www.w3.org/2000/svg\"><path fill=\"white\" fill-rule=\"evenodd\" d=\"M2 0H0V36L3 38L0 42V69L1 73L5 72L9 78L25 80L29 76L30 71L33 69L29 67V62L26 63L23 58L19 55L16 47V39L14 36L7 35L6 33L11 24L12 16L9 8L4 5ZM13 60L14 64L11 63ZM0 73V74H1ZM29 99H24L20 101H13L11 99H5L2 94H0V149L2 150L5 145V136L2 126L4 125L6 119L11 113H18L24 118H29ZM3 152V151H2ZM54 152V151H53ZM4 158H0V176L4 173L5 165ZM6 184V183H4ZM0 223L4 224L8 228H14L23 237L31 239L37 228L42 227L41 221H35L30 215L26 214L20 206L12 204L6 197L0 194ZM30 226L31 232L29 234H24L21 232L19 227L23 226L26 228ZM18 226V227H17Z\"/></svg>","mask_w":264,"mask_h":264}]
</instances>
